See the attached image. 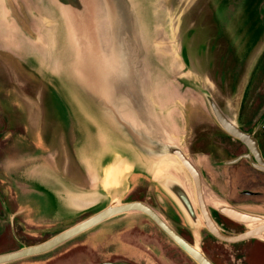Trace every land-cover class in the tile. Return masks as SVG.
Here are the masks:
<instances>
[{
	"label": "rangeland",
	"instance_id": "1",
	"mask_svg": "<svg viewBox=\"0 0 264 264\" xmlns=\"http://www.w3.org/2000/svg\"><path fill=\"white\" fill-rule=\"evenodd\" d=\"M150 2L152 31L159 30L158 40H161L158 42L163 46L169 68L167 75L180 85L181 92L187 93L180 99L185 130L182 145L204 173L207 189L223 201L264 214V173L250 165L247 158L227 162L248 152V148L216 122L201 94L180 78L187 77L204 87L240 126L251 128L258 136L264 135V0ZM5 5L8 15L21 29L15 41L22 45L19 47L22 54L0 49V60H7L0 64V253L43 241L97 211L62 220L57 201L53 202L50 194L32 183L28 176L31 166L46 160L49 152L54 153L53 143L57 140H51L50 147L45 145L50 142V134L69 117L63 99L48 92L49 99H53L52 110L45 118L46 135L43 147L38 150V144L30 135L31 128L27 127L28 113L23 104L29 106L21 90L37 98L39 89L44 87L38 78H29L27 74V69H33V65L40 70L43 68L33 63L32 53L27 48L28 42L33 43L32 39L43 41L45 28L53 24V17L43 1L5 0ZM187 99V110L191 107L193 116L186 123ZM61 146L64 154L58 146L59 164H65V157H69L70 165L74 166L72 139H63ZM166 199L163 206L156 203L155 207L187 239L200 243L218 264H264V240L223 241L213 237L202 224L197 232L169 198ZM209 206L226 231L246 229L245 225L220 213L214 205ZM144 258L146 261L142 262ZM132 259L142 264H157L154 259L161 264H198L150 217L140 212L117 215L46 253L5 264H105L103 260L137 264Z\"/></svg>",
	"mask_w": 264,
	"mask_h": 264
},
{
	"label": "water",
	"instance_id": "2",
	"mask_svg": "<svg viewBox=\"0 0 264 264\" xmlns=\"http://www.w3.org/2000/svg\"><path fill=\"white\" fill-rule=\"evenodd\" d=\"M39 1H43L53 22L60 24L62 29L59 31L58 27L47 25L43 41L32 39L35 44L31 45L28 42L31 60L44 68L40 71L52 73V79L65 91L74 109L90 128L95 125L101 131L102 140L112 145L111 152L120 154L121 160L126 153L131 167L146 172L151 178L150 165H156L164 157L176 159L192 179L196 203L179 179L163 175L153 181L165 194L167 191L180 202L191 224L200 223L215 237L227 242L250 238L264 240V214L223 201L209 187L207 189L200 168L182 145V135H177L178 132L161 119L156 89H166V96L172 97L177 83L168 77L167 64L157 58L150 59L153 50L149 31L152 32L154 23L150 9L145 12L150 0ZM4 9L6 11L5 0H0V28L2 25L4 33H8L7 36L2 33L4 37L1 42L9 46L8 50L21 55L19 47L22 45L15 41L19 37V30L4 20ZM146 17L149 22L145 20ZM49 29L52 30L53 44L46 36ZM44 57L47 62L41 63ZM33 68L36 67L33 65ZM180 78L201 94L216 122L247 146L248 152L227 162L235 163L243 157L248 158L253 167L264 172V154L256 135L225 113L204 87L187 77ZM208 191L217 199L212 204L215 209L245 225V230L228 232L220 225L207 201ZM130 212L148 215L196 263L216 264L200 243L187 239L155 206L143 200L124 201L117 193L113 194L107 205L51 237L1 252L0 264L46 253L112 217ZM105 264L130 263L108 261Z\"/></svg>",
	"mask_w": 264,
	"mask_h": 264
},
{
	"label": "crops",
	"instance_id": "3",
	"mask_svg": "<svg viewBox=\"0 0 264 264\" xmlns=\"http://www.w3.org/2000/svg\"><path fill=\"white\" fill-rule=\"evenodd\" d=\"M8 12V9L6 11L4 9V20L12 21L11 23L14 25V28L21 31V29L18 28L19 26L16 21H14V19L8 15ZM4 20L2 18V21ZM4 31L5 28H3L1 25V41L4 37V35L2 36V33L6 36L8 35V33H4ZM1 41L0 49L9 52L10 50L7 49L9 46H7V44H3ZM13 44L15 43L13 42ZM6 61L7 60L1 59L0 64L2 65V63H5ZM27 70L29 78L36 77L44 84V87L40 88L38 93L36 92L37 98L31 97L27 95L26 91L21 90L23 92V97L28 100L27 104L29 106L27 108L26 104H23L26 107V113H28L27 127L31 128L30 135L38 144V150L43 147L42 143L45 138L44 136L46 135L45 118L47 115H49L50 110H52L51 103L53 99H49L47 96L48 92L52 91L55 95L63 99L65 103L64 105L67 108V110L65 109V113L69 117L64 125H58L59 129L55 130V133L53 131L54 134H50L51 137L54 136L55 138L52 139L50 137L49 144L45 145L50 147L52 142L57 140L55 143H53L54 153L49 152V157H47L46 160H39L36 165H33L29 168L28 176L31 177L32 183L38 185L40 188H42V190L47 191L52 197L53 202L56 203L57 201L59 213L63 218L62 220L64 221L68 219H74L77 216H80L83 212L89 211L94 207L101 205L104 207L111 200L114 193L120 194L121 199L124 200V197L129 193L133 186L143 182V178L141 177H143V174L146 175L147 173L136 168L133 169L131 167V160L125 153L126 157L121 155L123 160L120 161V166H122L125 171L129 170L124 173L123 178H125V182L121 181L120 184H114L115 186L112 185V187L103 184L101 178L103 176L102 174L104 168L109 167L115 161V158L109 155L113 152L110 150L112 145L107 144L104 139L102 140L100 136L101 131L96 128L95 125H92L91 128L89 127V124H87L82 116L76 111V109H74L65 91L58 87L57 83L52 79L53 75L50 71H40L37 68ZM156 92L158 94V101H160L162 98H166L163 97V94H167L166 89L157 87ZM186 94L187 93L181 92V87L177 84L173 96L171 97L174 100L171 109L176 114H178V119H181V126L180 128L178 127L180 135H183L185 131L183 116L180 111V99L184 95L187 96ZM189 97L190 95H188V98ZM188 100L189 99L186 100V110L187 104L189 102ZM159 107L160 116L163 123L165 125H169V118L166 115L169 111V106L166 107L160 105ZM188 108L189 109L186 111L185 116L186 123L189 122L191 116H193V114H191V110L193 109L191 107ZM62 127H64V130ZM65 129L69 131L70 139L73 141V147L75 151V167L70 165L69 157H65V160L67 159L65 164H59L58 161V150L62 148L61 145L63 144V139H65ZM57 137L60 138L57 139ZM120 151L122 152L121 149ZM60 152L61 154H64L62 153V149H60ZM69 166L73 168L68 169ZM136 175L139 176L137 177ZM147 176L153 180V178H151L148 174ZM125 187H127V189H125ZM34 188L36 189V187ZM44 195L45 194H42L43 198H45Z\"/></svg>",
	"mask_w": 264,
	"mask_h": 264
},
{
	"label": "bare ground",
	"instance_id": "4",
	"mask_svg": "<svg viewBox=\"0 0 264 264\" xmlns=\"http://www.w3.org/2000/svg\"><path fill=\"white\" fill-rule=\"evenodd\" d=\"M151 3L152 2H150V6H149L150 11L147 9V12L149 11L150 16H152V14H153V7H152ZM145 12H146V10H145ZM52 25L58 27L59 31L62 29V26L60 27V24H58L57 22H53ZM51 31H50V29H49V31L46 30V36L48 37L50 43L53 44L54 39H52V34H50ZM158 33H159V30L157 28H156L154 33H153V31L152 32L149 31V36H150V39L152 42V43H150V46L153 50V54H151L150 59L157 58L163 64H166L167 63L166 56H165V53L162 52L163 46L161 43L158 42L161 40V38L158 40V35H159ZM153 40H154V42H153ZM47 49L49 52L50 47H48ZM44 62H47V58H45V57L41 59V63H44ZM163 97H166V98L160 99L159 105L166 106V107L169 106V111L166 114L169 118V125L175 131L178 132L177 133V135H178L179 134V128L181 126V119H178L179 118L178 114H176L171 109V106H172L174 100H173V98H171V96H166V94H163ZM109 155L111 157H114L115 161L109 167L104 168L101 181L106 186L112 187V185L115 186V185L120 184L121 181L125 182V180H124L125 178H123L124 173L129 171V170L125 171V169H123L122 166H120V161H121V157L119 156L120 154L112 152ZM149 168H150V174L154 180L158 179L160 176L165 175V176H172V177L182 181V183L185 186L186 190L188 191L191 199L193 200L194 203H196L192 179H191L189 173L187 172L186 168L183 166L182 163H180L176 159H172L170 157H164L158 163H156V165H154V163L152 165H150ZM166 195L169 198V200L172 202V204L183 214L184 218L190 224V226L192 228H194L195 231L198 232V230H200V228H201V224L200 223L197 225L191 224V221L188 218V216L186 215V212L183 209L180 202L174 196H172L170 193H168L167 191H166ZM206 198H207L208 203H210V204H214V203H216L215 201H217V199L215 198V196L211 192H207Z\"/></svg>",
	"mask_w": 264,
	"mask_h": 264
},
{
	"label": "flooded vegetation",
	"instance_id": "5",
	"mask_svg": "<svg viewBox=\"0 0 264 264\" xmlns=\"http://www.w3.org/2000/svg\"><path fill=\"white\" fill-rule=\"evenodd\" d=\"M62 129L64 130V127H62ZM69 134H70L69 131L65 129V135H64L65 141H68V140L70 141V135ZM72 168L73 167H71V166L68 167V169H72ZM203 175H204V173H203ZM203 177H205V175ZM141 178H143V182L141 184H136L135 186H133V188L129 191V193L124 198V201H127V200H143V201L150 203L153 206H156L155 205L156 203L163 206L162 203L167 202L166 194H164L154 182L152 183L150 178L145 177L144 175ZM85 212H87V211H85ZM85 212H83L81 215H83ZM148 249H150V248H148ZM145 252H147V251H145ZM147 254H149V253L147 252ZM132 260L137 264H142L141 261H137L135 259H132ZM107 261H109V260H103L101 262H107ZM143 261H146L145 258L142 260V262ZM154 261L157 264H161V262L156 260V259H154L153 262ZM175 264H177V263H175Z\"/></svg>",
	"mask_w": 264,
	"mask_h": 264
},
{
	"label": "trees",
	"instance_id": "6",
	"mask_svg": "<svg viewBox=\"0 0 264 264\" xmlns=\"http://www.w3.org/2000/svg\"><path fill=\"white\" fill-rule=\"evenodd\" d=\"M261 119V118H260ZM241 127H243L245 130H247V131H249V132H251V128H245L244 126H241ZM256 135V137L259 139V143H260V147H261V149H262V152H263V154H264V135H262V136H258L257 134H255ZM239 142H241V143H243L242 141H240L239 139H237ZM244 144V143H243ZM247 147V146H246ZM248 159V158H247ZM249 164L251 165V163L249 162ZM258 172H261V173H264L263 171H261V170H258ZM103 205H101V206H97V207H94V208H92V209H90L89 211H95V210H98V209H100L101 207H102ZM253 211H256V210H254V209H252ZM162 232L165 234V232L162 230ZM229 232V231H228ZM235 233V232H234ZM212 236L213 237H215L213 234H212ZM217 238V237H216ZM177 245V244H176ZM178 246V245H177ZM178 248H180L179 246H178ZM181 249V248H180ZM206 252V251H205ZM207 253V252H206ZM208 255V254H207ZM209 256V255H208ZM210 257V256H209ZM212 259V258H211ZM213 260V259H212ZM216 264H218L215 260H213Z\"/></svg>",
	"mask_w": 264,
	"mask_h": 264
}]
</instances>
